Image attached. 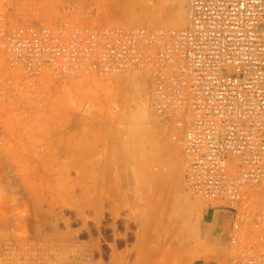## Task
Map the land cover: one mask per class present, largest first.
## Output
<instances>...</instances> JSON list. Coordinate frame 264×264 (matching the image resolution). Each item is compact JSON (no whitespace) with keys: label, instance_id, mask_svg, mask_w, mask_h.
I'll use <instances>...</instances> for the list:
<instances>
[{"label":"rangeland","instance_id":"374dc122","mask_svg":"<svg viewBox=\"0 0 264 264\" xmlns=\"http://www.w3.org/2000/svg\"><path fill=\"white\" fill-rule=\"evenodd\" d=\"M78 1L55 10L50 2L28 3L26 19L69 14L144 25L143 6L154 0ZM156 1L162 14L150 27L170 28L171 0ZM179 2L186 15V0ZM183 155L154 114L144 76L140 85L134 74H24L0 115V264H202L214 253L202 236L205 209L214 205L187 189ZM251 221L243 227L248 243L261 234ZM231 235L225 264L235 250Z\"/></svg>","mask_w":264,"mask_h":264},{"label":"built area","instance_id":"2783aa9c","mask_svg":"<svg viewBox=\"0 0 264 264\" xmlns=\"http://www.w3.org/2000/svg\"><path fill=\"white\" fill-rule=\"evenodd\" d=\"M41 1L78 0H0V115L24 74H141L183 147L187 189L233 216L230 264H264L253 243L264 244V0H187L179 28L28 21L25 6ZM249 221L261 232L251 243Z\"/></svg>","mask_w":264,"mask_h":264},{"label":"crops","instance_id":"0c3cea01","mask_svg":"<svg viewBox=\"0 0 264 264\" xmlns=\"http://www.w3.org/2000/svg\"><path fill=\"white\" fill-rule=\"evenodd\" d=\"M233 216L227 209L209 206L204 212L202 236L213 254L207 255L202 264H225L228 260V242Z\"/></svg>","mask_w":264,"mask_h":264},{"label":"bare ground","instance_id":"6f19581e","mask_svg":"<svg viewBox=\"0 0 264 264\" xmlns=\"http://www.w3.org/2000/svg\"><path fill=\"white\" fill-rule=\"evenodd\" d=\"M81 1H82V0H81ZM126 1H127V0H126ZM138 1H139V0H129V3H128V1H127V3H128V5H129L130 2H131V3H132V2H137V3H139ZM154 1H156V0H154ZM154 1H153V3H151V5L149 4V5L147 6V4H148V3H147V4H145L146 7L143 6V7L145 8V11H144V12H146V13H143V11H141V12L143 13V14H142V19H143V21H141L142 24L145 23V24L149 25V24L151 23L150 25L152 26L153 23L157 21V20L155 21V19H157V18L159 17V15L162 14V13L160 14V12H159L158 10H156L157 7H156L155 5H156V3H157V5H158V1H156V3H155ZM166 1H167V0H166ZM78 2H79V1H78ZM171 2H172V5H171V6H173L174 11H172V8H171V11H172V12H171V11H170V12L173 13L174 18H173V20H171V18L168 17L167 19L170 20V22H166V23H168V25H169L170 27H171V23H172V26L183 25L184 21L187 22V19L185 20V16H186V18H187V11H186V15H185V11H183L182 14H181V12H179V10H182L183 7H184V6L181 5V6H182V9H180V8H181V7H180V4H181V3L179 2V0H171ZM182 2H183V1H182ZM38 3H39V2H38ZM40 3H41V2H40ZM76 3H77V2H76ZM79 3H80L81 5H83L82 2H79ZM98 3H99V2H98ZM98 3H97V4H98ZM117 3H118V2H117ZM123 3H124V2H123ZM99 4H100V3H99ZM119 4H120V2H119ZM124 4H125V3H124ZM152 4H153V5H152ZM154 4H155V5H154ZM60 5H61V4H60ZM77 5H79V4H77ZM81 5H79V7H80ZM95 5H96V4H95ZM128 5H127V6H128ZM130 5H131V4H130ZM134 5L136 6V3H134ZM138 5H139V4H138ZM186 5H187V0H186ZM42 6H43V5H42ZM119 6H121V5H119ZM127 6H126V7H127ZM135 6L132 5V7H133L132 10H133V12H134V9H136V8H134ZM139 6H140V5H139ZM164 6H165V5H164ZM177 6L179 7V8H178L179 10H177V8H176ZM97 7H98V6H97ZM123 7H124V6H123ZM129 7H130V6H129ZM155 7H156V8H155ZM36 8H37V7H36ZM47 8H48V7H47ZM75 8H78V6H76ZM154 8H155V9H154ZM80 9H81V8H80ZM137 9H138V8H137ZM137 9H136V10H137ZM140 9H141V8H140ZM41 10H42V9H41ZM81 10H82V9H81ZM136 10H135V11H136ZM163 10H164V9H163ZM168 10H169V9H168ZM175 10H177V11H175ZM185 10H186V9H185ZM30 11H31V10H30ZM33 11H34V10H33ZM77 11H78V10H77ZM116 11H118V10H116ZM41 12H42V11H41ZM84 12H85V11H84ZM84 12H83V13H84ZM105 12H106V11H105ZM119 12H120V11H119ZM133 12H132V13H133ZM138 12H139V10H138ZM154 12H155V13H154ZM157 12H158V13H157ZM170 12L167 13L168 16L170 15ZM72 13H73V12H72ZM108 13H110V12H108ZM114 13H115V12H114ZM116 13H117V12H116ZM66 14H67V13H66ZM74 14H75V13H74ZM76 14H77V13H76ZM133 14H134V13H133ZM163 14H164V12H163ZM167 14H166V15H167ZM64 15H65V14H64ZM72 15H73V14H72ZM84 15H85V14H84ZM102 15H103V14H102ZM104 15H109V14L104 13ZM113 15L116 16V14H113ZM131 15H132V14H131ZM137 15L139 16L138 13H137ZM164 15H165V14H164ZM77 16H79V15H77ZM77 16H76V17H77ZM80 16H81V15H80ZM100 16H101V14H100ZM115 16H114V17H115ZM117 16H118V14H117ZM117 16H116V17H117ZM135 16H136V15H135ZM83 17H84V16H83ZM83 17H81V18H83ZM91 17H92V15H91ZM125 17H126V16H125ZM128 17H129V16H128ZM166 17H167V16H166ZM170 17H171V16H170ZM55 18H56V17H55ZM97 18L99 19V18H101V17L98 16ZM108 18H109V17H108ZM126 18H127V17H126ZM126 18H125V19H126ZM129 18H131V17H129ZM135 18H136V17H134V20H136ZM137 18H138V17H137ZM139 18L141 19L140 16H139ZM56 19H57V18H56ZM59 19H60V18H59ZM62 19H63V18H62ZM75 19H76V18H75ZM77 19H78V18H77ZM91 19H93V17H92ZM105 19H106V18H105ZM140 19H137V20L140 21ZM179 19H180V20H179ZM95 20H96V19H95ZM103 20H104V19H103ZM110 20H111V19H110ZM110 20H109V21H110ZM130 20H131V19H130ZM130 20H128V21H130ZM132 20H133V19H132ZM153 20H154V21H153ZM164 20L166 21L165 18H164ZM176 20H177V21H176ZM106 21H107V20H106ZM112 21H113V20H112ZM139 21H138V22H139ZM171 21H172V22H171ZM120 22H121V21H120ZM130 22L132 23V21H130ZM130 22H129V23H130ZM186 22H185V24H186ZM131 23H130V25H131ZM136 23H137V22H136ZM157 23H158V21H157ZM157 23H156V24H157ZM118 24H119V23H118ZM133 24H134V23H133ZM138 24H139V23H138ZM145 24H144V25H145ZM121 25H122V24H121ZM130 25H128V26H130ZM150 25H149V27H150ZM166 25H167V24H166ZM123 26H124V24H123ZM131 26H132V25H131ZM161 26H162V24H161ZM163 26H165V25H163ZM165 27H166V26H165ZM134 75H135V80H137L138 82H140V85H141L142 77H143V76L140 77L141 74H137V75L134 74ZM132 80H133V82H134V79H132ZM145 81H146V80H145ZM129 82H130V81H129ZM137 84H139V83H137ZM137 84H136V85H137ZM145 84H146V83H145ZM142 85H144V84H142ZM137 86L139 87V85H137ZM143 89H145L144 86H143ZM130 90H131V88H130ZM135 90H136V89H135ZM145 90H146V89H145ZM142 91H144V90H142ZM131 92H132V91H131ZM132 93H133V92H132ZM138 93L140 94V92H138ZM145 93H147V91H145ZM145 93H144V94H145ZM133 94H134V93H133ZM139 94H138V95H139ZM136 95H137V94H136ZM138 95H137V96H138ZM145 95L147 96V94H145ZM145 95H144V96H145ZM144 100H145V99H144ZM142 101H143V100H142ZM146 101H147V98H146ZM146 101H145V102H146ZM181 151H184L182 146H181ZM183 158H184V160H185V155H183Z\"/></svg>","mask_w":264,"mask_h":264}]
</instances>
